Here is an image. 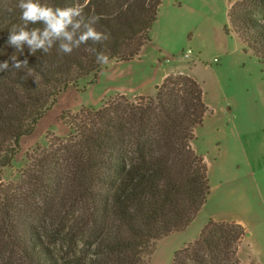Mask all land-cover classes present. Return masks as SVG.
Segmentation results:
<instances>
[{
  "label": "trees",
  "instance_id": "trees-1",
  "mask_svg": "<svg viewBox=\"0 0 264 264\" xmlns=\"http://www.w3.org/2000/svg\"><path fill=\"white\" fill-rule=\"evenodd\" d=\"M162 1L91 0L85 15L105 17L95 27L109 39L68 55L57 52L58 42L49 53L33 55L27 42L17 52L6 41L20 12L2 10L0 62L9 67L0 70V171L67 87L90 75L96 82L105 66L96 62L98 52L109 62L139 56ZM228 21L244 51L264 65V0L234 1ZM13 53L28 66L14 69ZM205 95L198 80L176 73L153 96L115 94L100 107L62 112L69 134L37 147L20 178L0 185V264H148L157 241L186 230L208 201L209 166L192 145L212 112ZM248 233L240 221L210 218L170 264H247L241 251Z\"/></svg>",
  "mask_w": 264,
  "mask_h": 264
},
{
  "label": "rangeland",
  "instance_id": "rangeland-1",
  "mask_svg": "<svg viewBox=\"0 0 264 264\" xmlns=\"http://www.w3.org/2000/svg\"><path fill=\"white\" fill-rule=\"evenodd\" d=\"M227 1H215L207 19L200 20L190 31L192 35L177 36L165 57L170 58L171 74H188L202 84L212 110L196 127L192 141L209 166L211 192L202 217L210 209L228 219L245 221L251 245L245 240L241 258L247 264H264V65L251 51H244V44L231 29ZM17 2L0 0V14ZM188 50L191 56L185 57ZM91 79L92 75L67 87L33 133L21 139L11 165L0 171V185L20 178L37 147L48 145L53 136L69 134L61 114L76 113L81 108L72 109L95 100V89H88ZM254 187L260 191L256 198ZM182 238L174 234L157 241L148 264H170L174 252L183 246Z\"/></svg>",
  "mask_w": 264,
  "mask_h": 264
},
{
  "label": "crops",
  "instance_id": "crops-1",
  "mask_svg": "<svg viewBox=\"0 0 264 264\" xmlns=\"http://www.w3.org/2000/svg\"><path fill=\"white\" fill-rule=\"evenodd\" d=\"M215 1L217 3L223 2V0H163L150 33L151 41L143 46L139 56L129 61L113 60L105 65L96 82L88 86V89H95V100L91 103L81 104L72 110L76 111L87 105L98 107L105 99L115 94H125L132 99L141 95H155L156 86L173 72V69L167 64L170 63V58L165 57L166 49L175 44L177 36L192 35L190 31L198 26L200 20L207 19L209 13L212 12ZM234 1L236 0L227 1L228 10ZM192 40L189 37V42ZM252 179L256 183L253 176ZM254 189L256 190L253 191L256 198L260 191L256 187ZM205 208H207V203L186 230L171 234H179L180 237H183L180 245L184 246L194 241L210 218L215 220L238 219H228L220 216L216 211H210V209L208 215L203 218L202 213ZM242 223L245 224L246 222L242 221ZM248 238L249 236H246L244 242L248 240L245 244L250 246L251 243Z\"/></svg>",
  "mask_w": 264,
  "mask_h": 264
},
{
  "label": "clouds",
  "instance_id": "clouds-1",
  "mask_svg": "<svg viewBox=\"0 0 264 264\" xmlns=\"http://www.w3.org/2000/svg\"><path fill=\"white\" fill-rule=\"evenodd\" d=\"M91 0H76L65 7L53 6L41 3V0H18L15 8L8 7L9 13L19 10L21 23L14 24L9 30L6 43L17 45V52L23 54V42H27L30 53L35 55L37 49L49 53L54 44L58 42L57 52L68 55L82 44L92 41L94 44H102L109 39V34L98 31L95 25L102 18L97 15L86 16L84 9ZM149 0H145L147 7ZM122 10H127V4ZM42 25V27L30 28L29 25ZM95 51V49H93ZM96 62L101 65L109 63V56L104 52L96 54ZM14 69H23L28 66L27 59L19 60L15 53L10 57ZM9 61L0 62V70H7ZM31 75V72H28Z\"/></svg>",
  "mask_w": 264,
  "mask_h": 264
},
{
  "label": "built area",
  "instance_id": "built-area-1",
  "mask_svg": "<svg viewBox=\"0 0 264 264\" xmlns=\"http://www.w3.org/2000/svg\"><path fill=\"white\" fill-rule=\"evenodd\" d=\"M191 50H188L187 52L184 53L185 57H190L191 56Z\"/></svg>",
  "mask_w": 264,
  "mask_h": 264
},
{
  "label": "water",
  "instance_id": "water-1",
  "mask_svg": "<svg viewBox=\"0 0 264 264\" xmlns=\"http://www.w3.org/2000/svg\"><path fill=\"white\" fill-rule=\"evenodd\" d=\"M249 235H250V233L247 234V236H249Z\"/></svg>",
  "mask_w": 264,
  "mask_h": 264
}]
</instances>
